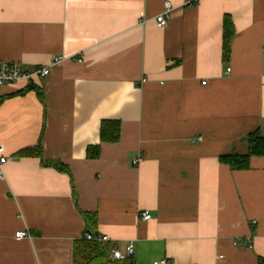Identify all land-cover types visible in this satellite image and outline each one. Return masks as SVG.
Here are the masks:
<instances>
[{"label": "crops", "instance_id": "crops-1", "mask_svg": "<svg viewBox=\"0 0 264 264\" xmlns=\"http://www.w3.org/2000/svg\"><path fill=\"white\" fill-rule=\"evenodd\" d=\"M58 56L35 89L0 87V264H73L82 213L113 261L129 246L135 264L264 259V156L220 160L264 138V0H0V61L32 71ZM105 120L118 142H100Z\"/></svg>", "mask_w": 264, "mask_h": 264}, {"label": "trees", "instance_id": "trees-1", "mask_svg": "<svg viewBox=\"0 0 264 264\" xmlns=\"http://www.w3.org/2000/svg\"><path fill=\"white\" fill-rule=\"evenodd\" d=\"M234 36V25L230 17H226L224 21V46L223 56L224 60L230 57V44ZM27 90L35 89L31 85L26 88ZM40 96L41 94L38 93ZM121 124L118 121L105 120L100 126V142L101 143H115L120 139ZM249 154L244 156H223L221 161L228 164L234 170H246L249 168L250 160L252 157L264 156V138L258 133L249 136ZM88 159H97L100 154V145L89 147L87 150ZM38 156L42 158L41 146L21 152L18 157ZM50 167H55L58 171L69 173L68 168L60 163H49ZM86 223V234L95 233L97 228V217L94 213H82ZM74 244L73 264H135L131 257L125 261H113L108 258L107 252L103 244L99 241H88L85 236ZM258 264H264V259H259Z\"/></svg>", "mask_w": 264, "mask_h": 264}, {"label": "built area", "instance_id": "built-area-1", "mask_svg": "<svg viewBox=\"0 0 264 264\" xmlns=\"http://www.w3.org/2000/svg\"><path fill=\"white\" fill-rule=\"evenodd\" d=\"M172 5L169 2H166L164 5V11L156 17V26L160 29H164L167 27L170 16H171ZM65 60L64 56L55 57L50 65L46 67H37L36 69L30 71L26 69L22 63L19 62H8V61H0V87L7 85H14L18 83H24L25 85L31 86L34 84V80L38 78H45L49 76L52 71L53 66H57ZM75 62L82 63V59H74ZM229 71V70H228ZM5 149L2 145H0V179L4 178V166L8 163V157L5 155ZM141 159L134 160V165H139ZM140 218L148 221L150 220L151 214L149 211H144L140 213ZM15 238L17 240L23 239H31L30 234L27 231H20L16 233ZM86 240L88 241H99L106 242L108 240L107 237H100L94 234H86ZM134 253L133 246H129L127 248V253L124 254L119 250L112 251V257L116 261H125ZM158 264V263H156ZM163 264H166L165 262Z\"/></svg>", "mask_w": 264, "mask_h": 264}]
</instances>
